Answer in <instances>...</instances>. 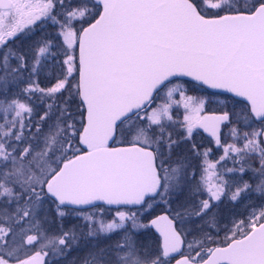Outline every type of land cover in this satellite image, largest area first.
Masks as SVG:
<instances>
[{
    "label": "snow or ice",
    "instance_id": "6c2138e0",
    "mask_svg": "<svg viewBox=\"0 0 264 264\" xmlns=\"http://www.w3.org/2000/svg\"><path fill=\"white\" fill-rule=\"evenodd\" d=\"M173 262L264 264V0H0V264Z\"/></svg>",
    "mask_w": 264,
    "mask_h": 264
},
{
    "label": "flooded vegetation",
    "instance_id": "af4514ba",
    "mask_svg": "<svg viewBox=\"0 0 264 264\" xmlns=\"http://www.w3.org/2000/svg\"><path fill=\"white\" fill-rule=\"evenodd\" d=\"M185 85L189 89V91L187 93L188 95L205 96V97H207V95H208V92H205L203 89H201L195 85L188 84V83H185ZM211 99H213V100L222 99V97H219V98L212 97ZM217 111H219V105L217 103L213 102V103H209L206 105L204 114H212V113L217 112ZM197 140H198V142H202L206 147L212 146L209 144L210 137H208L206 133H204L202 137H197ZM216 155L218 156L219 153H216ZM231 211L236 212V213H241L244 211V209H243V207H239V208L232 209ZM75 222L76 221H74L73 223H75ZM221 235H223V234H221ZM83 254L84 253L82 251H75L72 253L71 258L73 259L75 257L82 256ZM173 264H174V262H173Z\"/></svg>",
    "mask_w": 264,
    "mask_h": 264
},
{
    "label": "rangeland",
    "instance_id": "374dc122",
    "mask_svg": "<svg viewBox=\"0 0 264 264\" xmlns=\"http://www.w3.org/2000/svg\"><path fill=\"white\" fill-rule=\"evenodd\" d=\"M74 221H75V219L73 217H68L66 220V223L68 224V226H71ZM71 259L72 258L70 257L69 260H71Z\"/></svg>",
    "mask_w": 264,
    "mask_h": 264
},
{
    "label": "water",
    "instance_id": "95a60500",
    "mask_svg": "<svg viewBox=\"0 0 264 264\" xmlns=\"http://www.w3.org/2000/svg\"><path fill=\"white\" fill-rule=\"evenodd\" d=\"M182 80L189 81V82H192V83H194V84H195V82L191 81V79H190V78H182ZM209 91H213V90H209Z\"/></svg>",
    "mask_w": 264,
    "mask_h": 264
}]
</instances>
